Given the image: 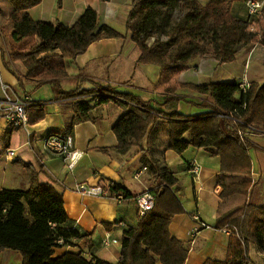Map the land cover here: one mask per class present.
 <instances>
[{"label": "crops", "instance_id": "1", "mask_svg": "<svg viewBox=\"0 0 264 264\" xmlns=\"http://www.w3.org/2000/svg\"><path fill=\"white\" fill-rule=\"evenodd\" d=\"M132 1L43 0L28 11L36 22L72 27L87 8H92L98 13L100 25H107L124 36L94 42L76 60H67L65 68L54 73L62 91H89L97 85L108 86L150 101L152 108H156L155 102H161L173 92L181 100L172 111L195 117L208 113L213 105L207 90L210 84L247 82L264 85V47L260 44L237 47L234 61L228 63H220L213 54L196 55L187 63V69L176 77L174 90L168 84H159L162 66L138 63L141 48L126 31V13ZM257 1L264 7V0ZM12 12L13 6L7 0H0V25ZM246 13L244 2H235L231 7V14L237 18ZM24 76L22 63L10 58L7 44L0 37V102L6 95L11 98L28 96L31 102L28 125L12 131L7 130L0 109V191H27L34 177L41 184L52 185L62 196L71 222L69 228L81 237L72 240L70 247L57 249L56 256L68 250L88 259L109 263L120 260L122 234L137 220L135 198L154 187L146 166L148 160L177 180L174 194L184 213L172 218L169 233L188 249L185 264L222 262L237 248L238 240L230 231L203 229L195 218L199 217L212 228H219L234 216L233 205L240 198L222 201L217 156L201 148L189 147L182 154L169 149L168 127L162 120L149 129L142 142L120 153L116 150L118 141L113 127L124 116V105L112 101L97 106L91 103L87 119L80 121L77 104L85 96L61 98L51 84L36 87ZM184 106L191 108L190 113H183ZM40 115L43 116L39 118ZM53 135H71L74 148L82 152L72 171L67 169L61 156L46 150L44 139ZM251 142L259 150L251 151L255 186L249 201L253 197L255 205L264 207V136L256 134ZM193 160L200 166L196 178L188 171V163ZM137 174L140 176L136 178ZM78 184L119 185L133 198L118 202L114 196H83L75 191ZM106 236L118 240V244L103 246ZM3 253H7L10 261L22 264L19 253L10 250ZM249 257L264 264V249L251 244Z\"/></svg>", "mask_w": 264, "mask_h": 264}, {"label": "trees", "instance_id": "2", "mask_svg": "<svg viewBox=\"0 0 264 264\" xmlns=\"http://www.w3.org/2000/svg\"><path fill=\"white\" fill-rule=\"evenodd\" d=\"M7 1L13 6V12L0 26V36L4 37L10 58L22 63L26 81L36 87L51 84L61 98L85 96L77 104L80 121L87 119L91 103L97 106L112 101L125 106L124 116L113 127L117 151L125 153L138 145L149 129L162 120L168 127L169 149L182 154L189 147L201 148L219 158L222 201L241 198L246 203L239 208L241 212L237 207L234 209V216L226 225L214 227L228 229L238 240L237 248L225 261L204 264H258L250 259L249 246L256 244L264 249V207L255 205L249 197L255 186L251 151L259 150L251 138L256 134L264 136V85L249 84L248 90L243 92L235 82L210 84L207 90L213 105L208 113L195 117L172 111L181 100L173 92L161 102H155L156 108L151 107L150 101L108 86L65 92L54 73L63 70L67 60H76L94 42L124 36L107 25H100L98 13L92 8H87L72 27H66L59 23L36 22L30 17L28 11L43 0ZM235 2H244L247 10V0H133L126 31L141 48L138 63L162 66L159 84H168L174 90L176 77L187 69L189 60L202 54L199 52L182 60L172 57L166 61L159 37L166 34L163 22L168 14L153 10L158 6L167 7L168 12L185 11L183 22L168 36L211 38L216 45L213 55L220 63L234 61L239 47L252 44L264 47V7L255 18L248 16V12L237 18L231 14ZM153 38L154 41L146 45ZM185 54L187 51L182 52V57H186ZM237 130L244 132L243 140ZM146 166L154 182L151 192L155 195V206L142 218L137 212L135 225L124 230L121 258L117 263L88 259L68 250L55 255L57 249L70 247L72 240L81 235L69 228L71 222L62 196L52 185L41 184L34 177L27 191H0V253L17 252L22 264H185L188 249L169 233L172 218L184 213L174 194L177 180L152 160H148ZM108 191L111 197L121 193L123 199L133 198L119 185L113 184Z\"/></svg>", "mask_w": 264, "mask_h": 264}, {"label": "built area", "instance_id": "3", "mask_svg": "<svg viewBox=\"0 0 264 264\" xmlns=\"http://www.w3.org/2000/svg\"><path fill=\"white\" fill-rule=\"evenodd\" d=\"M248 16L257 17L259 12L262 10L263 5L257 0H247L246 2ZM240 88L243 92H246L249 88V83L242 82L239 83ZM30 100L28 96L22 98H11L6 95L2 102H0V109L3 112V116L7 123V130L12 131L16 128L26 127L29 123V114L27 108L30 105ZM231 117V116H230ZM232 118V117H231ZM234 124L237 122L235 120ZM238 136L243 140L245 134L241 130H237ZM44 146L46 150L50 153L61 156L65 166L69 171H72L78 161L82 157V152L74 148V139L71 135H53L44 139ZM188 171L193 178H196L200 171V166L193 160L188 163ZM140 174H137L136 178ZM113 184L108 185H98V186H86L84 184H78L76 187V192L83 196L91 197H110L108 189ZM115 199L120 202L123 199L121 193L114 194ZM137 212L139 217H144L146 214L151 212L155 206V195L151 191H147L135 199ZM198 220L199 225L203 229H214L206 223L202 222L199 217H195ZM123 226V224H120ZM224 232H228V229H222ZM103 246L108 247L112 244H118V240L111 239L110 236H106L102 241Z\"/></svg>", "mask_w": 264, "mask_h": 264}, {"label": "rangeland", "instance_id": "4", "mask_svg": "<svg viewBox=\"0 0 264 264\" xmlns=\"http://www.w3.org/2000/svg\"><path fill=\"white\" fill-rule=\"evenodd\" d=\"M130 9L127 10L126 18L128 19V15L130 13ZM153 10L161 12L163 15L168 14L167 19L164 23V30L166 34L159 37V40L162 42L164 52L166 54V61L168 59H171L172 57H178L179 59H186L187 57L191 55H196L199 52H202V54H213V52L216 51V45L213 43L211 38H205V37H196L192 38L189 35H183L179 38H173L168 36L169 32L178 24H181L183 22V18L185 16V11L180 9H175L171 12H168V8L164 6H158L155 7ZM156 21H161L159 18H156ZM2 26V25H0ZM4 39L3 36H0ZM135 41V40H134ZM154 41V38L149 40L146 45H150ZM137 42V41H135ZM187 51L186 57H182V52ZM80 90V89H79ZM162 101V100H161ZM183 113L186 111V113H190L191 108L184 106L182 109ZM256 195V194H255ZM245 200L239 199V201H236V203L233 205L234 208H239L244 205ZM251 202H254V198H251ZM246 203V202H245ZM240 211V210H239ZM241 212V211H240ZM238 212V213H240ZM7 253H0V264H16L14 260H9V258L6 256ZM4 258L3 262L1 260Z\"/></svg>", "mask_w": 264, "mask_h": 264}]
</instances>
